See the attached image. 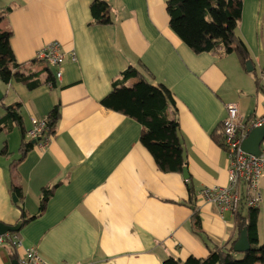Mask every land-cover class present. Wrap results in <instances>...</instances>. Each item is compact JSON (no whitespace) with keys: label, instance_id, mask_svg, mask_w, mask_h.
<instances>
[{"label":"crops","instance_id":"1","mask_svg":"<svg viewBox=\"0 0 264 264\" xmlns=\"http://www.w3.org/2000/svg\"><path fill=\"white\" fill-rule=\"evenodd\" d=\"M105 1L108 23L95 20L94 0H0V30L11 33L18 70L42 82L32 89L16 79L0 82L4 101L20 103L22 116V126L12 124L0 104V222L16 225L21 219L14 186L30 214L39 213L44 190L55 188L44 212L17 231L23 246L0 244V264H12L28 247L52 264H163L169 255L207 257L238 235L233 214H221L200 191L228 184V154L216 141L227 104L236 102L246 117L264 111V41L254 23L245 28V11L258 8L260 0H245L239 26L252 77L235 53H196L183 42L170 27L168 0ZM53 41L67 52L62 80L57 66L38 59ZM130 66L175 97L170 113L179 121L192 192L183 174L158 168L140 141V123L101 102ZM52 77L54 86L47 82ZM55 105L60 114L47 147L35 143L22 153L23 131ZM31 140L26 135L24 142ZM260 187L263 244L264 178Z\"/></svg>","mask_w":264,"mask_h":264},{"label":"trees","instance_id":"2","mask_svg":"<svg viewBox=\"0 0 264 264\" xmlns=\"http://www.w3.org/2000/svg\"><path fill=\"white\" fill-rule=\"evenodd\" d=\"M244 2L245 0H168L170 27L194 52H208L219 56L235 53L246 68V63L250 59V50L239 33ZM91 10L96 21L111 22L105 16L110 11L107 1L94 0ZM18 67L11 46V33L0 30V82L9 84L16 79L31 89L42 83L40 79H32V74H21ZM133 78L139 80L130 86L129 81ZM49 80L48 84L54 86L53 77ZM4 99L5 96L0 104L7 110L9 120L12 124L22 126V116L19 112L21 104H7ZM101 102L106 108L127 115L141 124L140 141L151 153L161 171L183 174L184 168L187 167L185 145L181 137L179 121L170 113L176 103L172 91L167 86L154 83L140 69L130 66L124 71L122 78L113 82L111 92ZM59 114V107L55 105L47 117L51 132ZM23 132L21 152L25 154L33 148L34 139L25 143L27 130ZM216 141L220 146L225 147L223 133L216 137ZM185 182L192 192L191 179ZM13 191L19 198L17 205L21 209V219L18 223L23 227L44 212L48 200L54 195L55 188L44 190L38 214H30L27 211L19 186H14ZM192 195L191 193V202H193ZM193 210L196 233L203 239L200 214L194 205ZM259 216L260 207L242 209L236 216L238 235L228 244L215 247L204 258L191 255L186 260H182L169 255L164 259L163 264H264V243H260ZM243 228H247L251 248L244 253H237L234 251V244ZM9 234L20 237L17 231ZM3 244L11 248L16 247L11 238H6Z\"/></svg>","mask_w":264,"mask_h":264},{"label":"built area","instance_id":"3","mask_svg":"<svg viewBox=\"0 0 264 264\" xmlns=\"http://www.w3.org/2000/svg\"><path fill=\"white\" fill-rule=\"evenodd\" d=\"M66 50L60 41H53L38 52V59L58 67L56 77L62 80L63 64L66 59ZM72 60H77L74 50L70 51ZM227 114L222 121L225 150L229 158L228 184L226 186H204L200 195L206 201L216 204L223 214L231 212L236 219L242 209L259 207L263 201L260 182L264 178V148L259 156L247 153L243 141L251 130L264 126V111L260 115L246 117L240 112L236 102L227 104ZM30 139L37 140L40 147H47L52 138L47 117L32 118V126L26 134ZM186 181V180H185ZM6 238H11L16 247H22V239L11 236L9 233L0 236V244ZM20 264H52L44 259L36 247H28L18 259ZM70 264V263H62Z\"/></svg>","mask_w":264,"mask_h":264},{"label":"water","instance_id":"4","mask_svg":"<svg viewBox=\"0 0 264 264\" xmlns=\"http://www.w3.org/2000/svg\"><path fill=\"white\" fill-rule=\"evenodd\" d=\"M247 71L251 72L253 70L252 60L249 59L246 63ZM1 84V83H0ZM5 94L0 87V101L3 100ZM33 143H37V140H33ZM264 145V126L256 127L249 133L248 137L243 141L242 147L243 149L249 153L256 156L261 155L262 146ZM183 178L185 180L190 179L189 170L187 167L184 168ZM14 200H17L16 195L13 196ZM21 228V224L18 223L16 225H7L3 222H0V236L5 235L9 232L19 231ZM251 248V243L248 237L247 228L241 229L239 233V237L234 244V251L237 253H244ZM12 264H20L18 260H13Z\"/></svg>","mask_w":264,"mask_h":264},{"label":"rangeland","instance_id":"5","mask_svg":"<svg viewBox=\"0 0 264 264\" xmlns=\"http://www.w3.org/2000/svg\"><path fill=\"white\" fill-rule=\"evenodd\" d=\"M250 11H256L257 15H260V18H257V17L254 18V15ZM245 13H246L245 28L249 27L251 24L254 23L260 29V31H259L260 36H261V39L264 41V1L260 0V6L258 8H256V7L255 8H248L245 11ZM243 18H242V22H241L242 23V29H243ZM40 61L46 62L43 60H40ZM246 73H247V75H251V77L254 75L253 71L246 72ZM257 75L261 78V82H262V76H261V73H260V70L258 67H257ZM262 83H264V82H262ZM16 248H19V247H16Z\"/></svg>","mask_w":264,"mask_h":264}]
</instances>
